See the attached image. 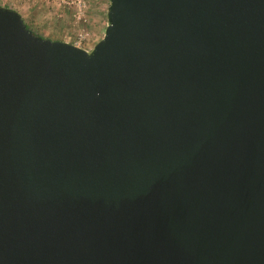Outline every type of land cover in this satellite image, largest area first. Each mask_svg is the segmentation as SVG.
I'll list each match as a JSON object with an SVG mask.
<instances>
[{
    "label": "water",
    "instance_id": "water-1",
    "mask_svg": "<svg viewBox=\"0 0 264 264\" xmlns=\"http://www.w3.org/2000/svg\"><path fill=\"white\" fill-rule=\"evenodd\" d=\"M88 51L0 5V264H264V0H110Z\"/></svg>",
    "mask_w": 264,
    "mask_h": 264
},
{
    "label": "rangeland",
    "instance_id": "rangeland-1",
    "mask_svg": "<svg viewBox=\"0 0 264 264\" xmlns=\"http://www.w3.org/2000/svg\"><path fill=\"white\" fill-rule=\"evenodd\" d=\"M21 13L37 34L88 51L104 38L110 0H0Z\"/></svg>",
    "mask_w": 264,
    "mask_h": 264
},
{
    "label": "trees",
    "instance_id": "trees-1",
    "mask_svg": "<svg viewBox=\"0 0 264 264\" xmlns=\"http://www.w3.org/2000/svg\"><path fill=\"white\" fill-rule=\"evenodd\" d=\"M29 27V26H28ZM30 28V27H29Z\"/></svg>",
    "mask_w": 264,
    "mask_h": 264
}]
</instances>
